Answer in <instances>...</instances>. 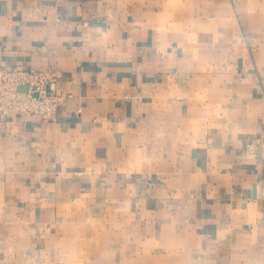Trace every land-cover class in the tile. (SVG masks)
Instances as JSON below:
<instances>
[{"label":"crops","instance_id":"1","mask_svg":"<svg viewBox=\"0 0 264 264\" xmlns=\"http://www.w3.org/2000/svg\"><path fill=\"white\" fill-rule=\"evenodd\" d=\"M6 66L60 102L0 118V264H264V0H0Z\"/></svg>","mask_w":264,"mask_h":264},{"label":"built area","instance_id":"2","mask_svg":"<svg viewBox=\"0 0 264 264\" xmlns=\"http://www.w3.org/2000/svg\"><path fill=\"white\" fill-rule=\"evenodd\" d=\"M56 70L6 66L0 70V118L38 115L51 120L59 105Z\"/></svg>","mask_w":264,"mask_h":264},{"label":"rangeland","instance_id":"3","mask_svg":"<svg viewBox=\"0 0 264 264\" xmlns=\"http://www.w3.org/2000/svg\"><path fill=\"white\" fill-rule=\"evenodd\" d=\"M89 210L90 209H88V208L80 207L78 209L73 208V211H68L69 215H73L71 226L74 227L73 229H75V230H73V231H75V233H80V234L82 233L83 234L84 232H90V226L92 227V231H93V228L95 229L94 232L100 231V224L99 223L94 225V223L91 224L88 219L84 218L85 215L89 214ZM76 216L81 218V220L78 221ZM82 253H83V251H82ZM86 258H87L86 255L84 256L83 254L75 256V259L81 264L85 262ZM40 264H45V263H40Z\"/></svg>","mask_w":264,"mask_h":264}]
</instances>
